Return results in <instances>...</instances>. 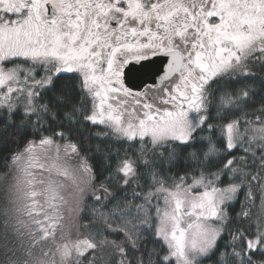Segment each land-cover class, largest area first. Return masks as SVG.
<instances>
[{
  "label": "snow or ice",
  "instance_id": "snow-or-ice-1",
  "mask_svg": "<svg viewBox=\"0 0 264 264\" xmlns=\"http://www.w3.org/2000/svg\"><path fill=\"white\" fill-rule=\"evenodd\" d=\"M0 264H264V0H0Z\"/></svg>",
  "mask_w": 264,
  "mask_h": 264
}]
</instances>
